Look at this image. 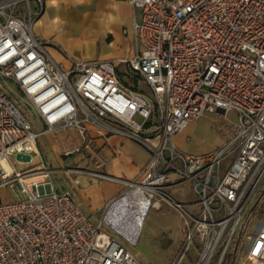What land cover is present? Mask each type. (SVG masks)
Instances as JSON below:
<instances>
[{
  "label": "built area",
  "instance_id": "built-area-1",
  "mask_svg": "<svg viewBox=\"0 0 264 264\" xmlns=\"http://www.w3.org/2000/svg\"><path fill=\"white\" fill-rule=\"evenodd\" d=\"M129 3L132 59L65 57L64 66L35 33L47 0H0V192L20 197L0 203V264H141L109 232L138 244L146 216L140 221L125 213L138 228L135 239L116 229L119 214L112 213L124 198L137 202V193L147 204L145 215L168 205L183 221L184 243L170 264L188 255L195 264H243L248 258L264 264V0ZM119 66L124 79L144 83L150 96L125 85ZM9 83L36 113L41 131ZM207 115L225 119L217 128L223 144L198 155L180 151L176 137ZM63 132L80 142L66 147L63 158L84 156L87 167L53 170L42 161L29 173L13 169L12 157L29 156L32 164L40 138ZM114 136L151 154L134 180L104 174L107 160L95 139ZM55 173L67 177L62 191ZM86 176L120 182L125 195L106 204L102 215L89 216L74 196ZM187 184L195 201L181 205L170 193ZM256 220L263 222L256 227Z\"/></svg>",
  "mask_w": 264,
  "mask_h": 264
},
{
  "label": "crops",
  "instance_id": "crops-1",
  "mask_svg": "<svg viewBox=\"0 0 264 264\" xmlns=\"http://www.w3.org/2000/svg\"><path fill=\"white\" fill-rule=\"evenodd\" d=\"M35 33L46 43L50 56L64 66L67 63L63 54L89 62H120L135 55L133 9L129 0H47ZM99 47L103 50L101 58H98ZM212 118L207 115L198 123L199 131H210L212 124L206 122ZM188 128L175 139L178 149L187 154L208 153L188 143ZM223 142L222 139L218 147ZM95 144L107 160L104 174L119 180L136 179L151 157L143 145L121 137L97 138ZM123 189L120 182H101L86 176L74 189V196L89 216L98 217L105 205L119 197Z\"/></svg>",
  "mask_w": 264,
  "mask_h": 264
},
{
  "label": "rangeland",
  "instance_id": "rangeland-1",
  "mask_svg": "<svg viewBox=\"0 0 264 264\" xmlns=\"http://www.w3.org/2000/svg\"><path fill=\"white\" fill-rule=\"evenodd\" d=\"M102 48H98V58H101L100 55L103 54ZM64 57H69L66 54H63ZM73 59V58H72ZM99 62V61H95ZM110 63H118V61H111ZM124 68L119 66L118 76L123 80V83L127 86H137L145 95L150 96V90L144 83H139L135 80L123 79ZM12 90L18 96L17 98L21 100L26 111L30 110L31 119L34 124L35 131L42 130V124L36 117V113L33 112V109L25 104V100L18 92V87L13 83H9ZM29 114V113H28ZM212 119H208L206 123L212 124L210 131L201 132L199 131L200 122L192 123L188 130V143L190 145H196L202 147L204 150L211 152L219 148V143L222 142V133L217 131L219 126H223L226 122L222 117L221 119H216L212 115ZM204 120V119H203ZM202 120V121H203ZM228 121L231 123H236L237 118L234 115L228 117ZM196 125V126H195ZM73 132H63L56 135L48 134L40 138L38 144V151L40 156H34V163L32 164H20L16 157L10 159V164L16 172H32L37 166H39L42 161L48 163L49 168L53 170H58L61 168L72 167V166H81L87 167V162L84 159V156L73 155L68 159H64L62 154L66 147H70L71 150L80 146V142L77 136ZM48 137V138H47ZM51 137V139H49ZM74 142V143H73ZM214 148V149H213ZM64 161L63 164L60 162ZM55 187L58 191H62L67 186V177L62 173H55L52 177ZM69 180V179H68ZM70 182V181H69ZM171 196L175 202L181 205H189L195 201L194 195L191 191L190 185H184L178 189L172 191ZM125 195V186L119 197ZM19 195L16 191L5 189L0 192V203H7L11 201H18ZM104 209H102L99 215L103 214ZM263 221L256 220V227ZM112 236L129 252L135 255L138 261L141 264H170L174 259L175 255L179 251L180 247L184 243V238L186 235V229L183 225V221L176 211L164 205L160 209L151 208L148 212L145 222L141 231L139 242L136 246L130 245L125 239L118 235L114 231H109ZM181 264H195L194 256L188 255L186 259Z\"/></svg>",
  "mask_w": 264,
  "mask_h": 264
},
{
  "label": "bare ground",
  "instance_id": "bare-ground-1",
  "mask_svg": "<svg viewBox=\"0 0 264 264\" xmlns=\"http://www.w3.org/2000/svg\"><path fill=\"white\" fill-rule=\"evenodd\" d=\"M4 163V167L8 172H11L10 167L7 165L6 162ZM137 202H133L131 198L123 199L118 204L115 205L114 211L112 212L113 215H118V220L114 221V226L117 230L122 231L124 234L126 233L128 236L137 239L139 237V231L138 228H136V225H131L130 219H125V213L128 211H131V215L133 217H138L140 221L143 220V216L145 215L147 210V204L144 202V199H142V196L140 193L136 194ZM136 200V199H135ZM158 209V208H156ZM130 223V224H129ZM243 264H259L258 262L254 261L251 258H248L244 261Z\"/></svg>",
  "mask_w": 264,
  "mask_h": 264
},
{
  "label": "water",
  "instance_id": "water-1",
  "mask_svg": "<svg viewBox=\"0 0 264 264\" xmlns=\"http://www.w3.org/2000/svg\"><path fill=\"white\" fill-rule=\"evenodd\" d=\"M17 160L29 163L31 158L29 156L18 155Z\"/></svg>",
  "mask_w": 264,
  "mask_h": 264
},
{
  "label": "trees",
  "instance_id": "trees-1",
  "mask_svg": "<svg viewBox=\"0 0 264 264\" xmlns=\"http://www.w3.org/2000/svg\"><path fill=\"white\" fill-rule=\"evenodd\" d=\"M123 79H124V77H123ZM137 88V86H133V89H136Z\"/></svg>",
  "mask_w": 264,
  "mask_h": 264
}]
</instances>
